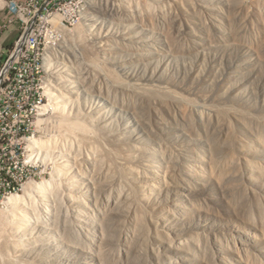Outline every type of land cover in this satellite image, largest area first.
I'll return each instance as SVG.
<instances>
[{
    "label": "rangeland",
    "instance_id": "1",
    "mask_svg": "<svg viewBox=\"0 0 264 264\" xmlns=\"http://www.w3.org/2000/svg\"><path fill=\"white\" fill-rule=\"evenodd\" d=\"M86 1L25 15L44 188L0 204V264H264V0Z\"/></svg>",
    "mask_w": 264,
    "mask_h": 264
},
{
    "label": "built area",
    "instance_id": "2",
    "mask_svg": "<svg viewBox=\"0 0 264 264\" xmlns=\"http://www.w3.org/2000/svg\"><path fill=\"white\" fill-rule=\"evenodd\" d=\"M4 1L7 9L5 23L11 25L12 16H20L21 29H25L14 42L12 53L0 71V204L4 201L3 191L23 186L33 179L31 174L17 173V168L23 163L21 141L29 140L35 129L34 117L43 101L38 99L33 76L35 59L40 55L39 37L34 32L27 33L25 15L33 12L34 16L30 19L34 23L37 13L41 17L44 15L43 8H47H38L41 0ZM24 42L25 46L21 47L17 55V50ZM13 118H20V125H13Z\"/></svg>",
    "mask_w": 264,
    "mask_h": 264
},
{
    "label": "bare ground",
    "instance_id": "3",
    "mask_svg": "<svg viewBox=\"0 0 264 264\" xmlns=\"http://www.w3.org/2000/svg\"><path fill=\"white\" fill-rule=\"evenodd\" d=\"M109 5H110V3L108 2V0H87L85 2V4L83 5V7L87 8V7H98L99 6L101 9L105 8L106 10H108V12H111L110 13L111 15L118 14V8L114 7V6L109 7ZM13 22H17V23L19 22L20 23V16H12L11 23H13ZM142 23L138 22L137 24L141 25V28H142V26L144 25V23L143 24ZM17 53H18V50H17ZM52 53H53L52 49H47L43 53V57H41V55H39V57H36V59H35V67H33V76H34V87H35V90H37V91L39 90L38 89L39 85L45 81L44 79H46V81L44 83L48 82L49 78L48 79L45 78L43 74L45 73V71H47V73L49 72L51 74V69H52V62L51 61H52V55H53ZM45 92L46 93L48 92L49 96H51L52 92L50 93V89L48 88V86H46ZM61 95H62L61 92L59 94H55L56 99L53 100V102H52L54 107H56V106L65 107L64 104L62 105L60 102H58ZM42 98H43L42 94L40 93V91H38V99H42ZM47 107H49V105L45 104L43 106V109H47ZM62 123L64 126L67 127L68 130H71V131L78 129V128L80 129L83 126L79 120L76 121V120H71V119H66V118H64L62 120ZM13 125H20V118H13ZM30 140L31 139L21 141V150H23V160H25V159H27L29 161L31 159L33 160V158L37 156V155H35V151L37 150L36 147L44 144V141L39 140V139H33L31 141ZM24 141H30V142L29 143L27 142L28 145L25 146V145H23ZM24 185L25 186H24V193L23 194H13V193H16L22 186H17V187L9 189L8 191L2 192V199L4 200L5 198H7L6 202L9 205V207L10 206H17L18 204H21V202L24 201L23 200L24 197H26L27 195H32V193H36L38 191H41L44 188V182L43 181L37 182L33 179L28 180ZM23 207L25 208V204L23 205ZM19 208L21 210L23 209L22 206H19Z\"/></svg>",
    "mask_w": 264,
    "mask_h": 264
},
{
    "label": "crops",
    "instance_id": "4",
    "mask_svg": "<svg viewBox=\"0 0 264 264\" xmlns=\"http://www.w3.org/2000/svg\"><path fill=\"white\" fill-rule=\"evenodd\" d=\"M6 16L7 9L0 14V51H2L4 47L13 44L16 39H18L21 32V24L19 22H13L11 25L5 23Z\"/></svg>",
    "mask_w": 264,
    "mask_h": 264
}]
</instances>
